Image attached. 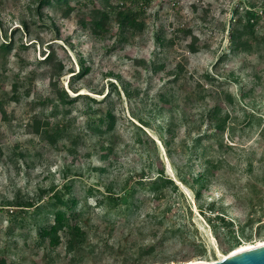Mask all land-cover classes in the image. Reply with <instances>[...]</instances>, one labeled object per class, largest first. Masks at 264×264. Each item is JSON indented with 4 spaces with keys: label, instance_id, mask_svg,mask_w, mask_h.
<instances>
[{
    "label": "rangeland",
    "instance_id": "obj_1",
    "mask_svg": "<svg viewBox=\"0 0 264 264\" xmlns=\"http://www.w3.org/2000/svg\"><path fill=\"white\" fill-rule=\"evenodd\" d=\"M168 1L152 0L142 29L121 38L111 22L97 39L80 25L89 7L70 16L45 7L39 19L37 0H0V43L13 42L10 54L0 53V264H126L124 247L144 264L212 262L233 250L232 235L240 245L264 242V18L262 44L232 53L230 33L248 0ZM251 1L263 10L264 0ZM51 50L64 66L58 87L94 98L91 109L79 98L52 115V66L42 63ZM179 64L188 76L169 85ZM82 66L88 72L73 82ZM197 84L206 91L186 110L184 98ZM216 105L227 121L220 135L206 117ZM109 111L113 118L100 123ZM36 114L46 127L60 123L61 138L50 143L31 133ZM156 178L160 198L149 193ZM70 182L71 195L87 208L88 241L79 253L39 237L54 211L19 206ZM130 189L141 201L134 214H107L110 192L124 204ZM217 214L233 222L232 233Z\"/></svg>",
    "mask_w": 264,
    "mask_h": 264
},
{
    "label": "trees",
    "instance_id": "obj_2",
    "mask_svg": "<svg viewBox=\"0 0 264 264\" xmlns=\"http://www.w3.org/2000/svg\"><path fill=\"white\" fill-rule=\"evenodd\" d=\"M171 1V0H170ZM168 3V0H165ZM101 6L99 7L98 4ZM152 3V0H37L36 7L33 10L34 15L43 19L44 8L45 7H55L61 10L64 16H70L72 13H80L81 9L88 8L89 17L87 19H81L80 25L94 38L103 39L110 31V24L114 22L117 25L119 37H123L125 32H133L140 30L144 26L143 17L146 14V10ZM244 13L240 15L236 20L233 29L230 33L228 48L232 53L238 52H250L253 49L254 44H262L258 40L259 30L258 24L261 19L264 18V6L263 10H257L255 8L254 2L248 0L245 2ZM242 4H239L235 8V13H238L239 8ZM23 25L29 32V25L27 21H23ZM187 33H191L190 29H179ZM6 35V34H5ZM7 37V35H6ZM263 38L264 36L261 35ZM191 46L193 44H190ZM13 50V42H9L8 39L5 42L0 43V53L2 55H8ZM195 51V50H193ZM227 57L226 53H223L221 58ZM42 63H46L52 66V70L49 72L50 77V92L47 101L52 104V115L58 117L62 111H65L68 105L73 104L79 98H84L88 109H91L92 102H95L94 98H91L87 94H78L75 97H71L70 94L63 88L58 87V78L62 75L64 66L59 63L55 64V51H49V53L44 57ZM88 72L87 68L82 66V69L73 74V82L76 79L83 78ZM184 76L187 78V73L184 70V66L177 65V71L174 76L169 80L168 84H174L179 81V79ZM205 79L207 81L214 82L216 80L215 76L206 73ZM189 78V77H188ZM199 91H190L184 99L183 104L186 106L185 109L194 108L195 102L202 100L200 92H205V88L201 84H197ZM186 88V85H183ZM71 90L74 92H79L78 87L73 83L71 84ZM173 101L176 99L173 98ZM192 104L190 107L189 105ZM179 104L176 105L178 108ZM223 109L219 106H213L209 108L206 113L207 119L214 124V134L220 135L227 128V121L222 117ZM39 114L33 116L29 126L31 133L40 136L42 139L47 140L50 143L56 141L57 138H61L62 132L64 131L63 126L60 123H55L52 126L46 127ZM113 118L112 111H109L105 116L99 118L100 123H106L107 120ZM28 124H26V127ZM220 133V134H219ZM201 137V136H200ZM219 137V136H218ZM217 137V138H218ZM200 142V139H198ZM223 142V139H221ZM1 148V146H0ZM166 179V178H165ZM162 178H156L150 180V194L156 195L158 198L162 196L161 192V182ZM171 181L170 179H166ZM72 194V183L64 184L61 188L52 187L48 190H42L37 196L31 198V203L29 200L21 202L20 210L30 209L32 206L35 207V211L38 212L45 208H50L53 213V220L45 226H41L38 231V235L41 239L45 240L48 246L55 248L61 244H65L69 252H81L83 247H85L88 241V232L86 230L85 224L82 223V216L86 206H81L80 203L71 195ZM113 193L110 192V208H108L107 214L115 213L116 215L128 217L132 216L134 212L139 208L138 199L136 198V193L133 189L128 191L129 202L120 204L114 203ZM48 197L45 201L44 198ZM10 203V202H8ZM214 206H211L209 210H213ZM201 211L205 210L201 208ZM215 219L220 223L222 227H226L232 233L233 222L227 221L224 214L215 215ZM115 221V220H114ZM126 222V220H125ZM166 233L163 234L161 240L155 242V244L149 245V250L147 255H152L157 250L159 245H162L166 241ZM233 249L238 247L241 242L235 235L231 236ZM133 247H124L121 250L124 253L125 263L134 264H144L145 260L143 256L139 255L134 258V253H132ZM143 261V263H142Z\"/></svg>",
    "mask_w": 264,
    "mask_h": 264
},
{
    "label": "water",
    "instance_id": "obj_3",
    "mask_svg": "<svg viewBox=\"0 0 264 264\" xmlns=\"http://www.w3.org/2000/svg\"><path fill=\"white\" fill-rule=\"evenodd\" d=\"M187 264H264V244H258L237 252L232 251L222 261H195Z\"/></svg>",
    "mask_w": 264,
    "mask_h": 264
},
{
    "label": "bare ground",
    "instance_id": "obj_4",
    "mask_svg": "<svg viewBox=\"0 0 264 264\" xmlns=\"http://www.w3.org/2000/svg\"><path fill=\"white\" fill-rule=\"evenodd\" d=\"M259 244H264V242H261V243H259ZM253 246H256V245H239L238 247H236L235 249H233L232 251L234 252H237V251H241V250H245V249H247V248H252ZM231 251V252H232ZM226 256L227 255H223V256H221L218 260L219 261H222V260H224L225 258H226ZM202 261V260H201ZM214 261H217V260H214ZM192 262H195V261H192ZM204 262H208V261H204Z\"/></svg>",
    "mask_w": 264,
    "mask_h": 264
}]
</instances>
